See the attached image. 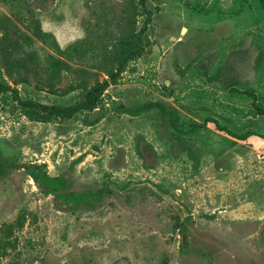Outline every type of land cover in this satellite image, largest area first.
I'll list each match as a JSON object with an SVG mask.
<instances>
[{
    "label": "rangeland",
    "instance_id": "1",
    "mask_svg": "<svg viewBox=\"0 0 264 264\" xmlns=\"http://www.w3.org/2000/svg\"><path fill=\"white\" fill-rule=\"evenodd\" d=\"M0 82V264H264L261 0H0Z\"/></svg>",
    "mask_w": 264,
    "mask_h": 264
},
{
    "label": "trees",
    "instance_id": "2",
    "mask_svg": "<svg viewBox=\"0 0 264 264\" xmlns=\"http://www.w3.org/2000/svg\"><path fill=\"white\" fill-rule=\"evenodd\" d=\"M142 5L144 8L147 9V2L148 0H141ZM262 5L264 6V0H261ZM152 22V12L148 11V16L145 21V25L142 29L144 32L150 23ZM143 50V47L133 52L134 54H140ZM122 66L119 69L112 73L110 78H115L119 75L122 71ZM1 85L2 82H0ZM110 80H104L102 82L96 83L85 95V99L83 101H79L72 105L62 106L57 104L52 105H44L40 102H36L33 100H27V104L35 105L40 111H51L57 112L59 115L64 117L72 116L76 111L80 109H93L97 107L98 104V97L103 93L104 89L109 86ZM151 107H159L162 110V113L166 116H169L172 119H175L176 114L173 109L166 107L162 103H147L137 106L136 108H127V111L132 113H140L141 111L151 108ZM38 117L40 120L46 119L45 116H35ZM36 167L38 170L35 174V180L37 184L48 193L54 194L58 200L65 206L71 207H80L83 204L89 203L92 199H101L106 195L107 190L109 189V182H107L104 186L97 188V189H90V190H83V191H76L73 189V182L66 176V175H53L50 174L48 171V167L44 163H36ZM5 166H0V177L6 175L4 171Z\"/></svg>",
    "mask_w": 264,
    "mask_h": 264
}]
</instances>
